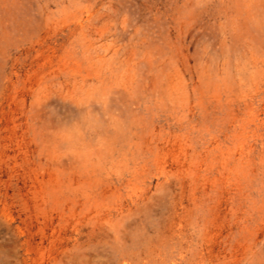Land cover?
I'll return each mask as SVG.
<instances>
[{
  "label": "rangeland",
  "instance_id": "1",
  "mask_svg": "<svg viewBox=\"0 0 264 264\" xmlns=\"http://www.w3.org/2000/svg\"><path fill=\"white\" fill-rule=\"evenodd\" d=\"M0 264H264V0H0Z\"/></svg>",
  "mask_w": 264,
  "mask_h": 264
}]
</instances>
